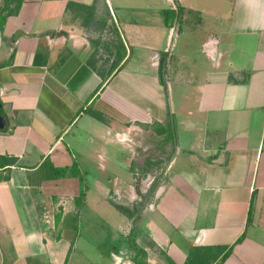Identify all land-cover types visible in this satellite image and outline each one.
<instances>
[{
    "label": "crops",
    "instance_id": "1",
    "mask_svg": "<svg viewBox=\"0 0 264 264\" xmlns=\"http://www.w3.org/2000/svg\"><path fill=\"white\" fill-rule=\"evenodd\" d=\"M0 116V264H92L83 215L97 231L110 190L135 200L118 151L165 173L98 264H133L134 227L146 264L229 246L222 264H264V0H22L0 26Z\"/></svg>",
    "mask_w": 264,
    "mask_h": 264
},
{
    "label": "rangeland",
    "instance_id": "2",
    "mask_svg": "<svg viewBox=\"0 0 264 264\" xmlns=\"http://www.w3.org/2000/svg\"><path fill=\"white\" fill-rule=\"evenodd\" d=\"M8 1V2H7ZM16 0H2L1 4H0V9L2 7H5V5H7L8 7L10 6L11 8L15 5ZM9 7V8H10ZM131 157V155L127 154V152L122 151L119 152L117 156H115V158H112L113 160V164H115V166L118 165V170H119V166L120 168H122L121 172H118L117 174H121L122 176L124 175V177H126L129 174V171L133 169L134 165H136L137 163H139L140 165L143 166V172L141 174H136L134 171H132L130 173V178L132 179V184L134 186V193H135V200L134 202L130 203V202H126L125 199L121 198V196H118L115 191L110 190L109 195L111 196V199L108 200V207L105 205V201L104 202H100L98 203V208L101 207V209L99 210H95L96 214L95 216L91 217L94 218L92 219L91 223L95 224V229H97V231H89L86 228H84L85 224H87V215L84 216L82 218V227H81V235L78 237L79 241H78V247L80 249H91V251H87L86 255L88 256H92V260L94 261L92 264H96L98 259L96 258L98 253L101 251H106L108 250V248L111 247H116L118 246V240H111V230L115 229V225L117 224L116 222L119 221L121 219V216L119 214V211L114 207V205H123L130 210V212L133 213V217L136 215V209L138 208V206H140V204L142 205L141 208H138V215L143 214L145 208H147V206L149 204H151V200H152V193L150 195L149 191L152 188V186L156 183H158V181L163 177L164 173H165V169H164V165L166 164L165 160H167V158L165 157H157V156H139L137 158H135V160L133 161V165H131L128 170L125 167L124 164H120L122 162L126 163L128 162L127 160H129V158ZM123 160V161H122ZM127 164V163H126ZM114 167V166H113ZM126 168V169H125ZM111 170V169H110ZM128 171V172H127ZM111 172H114L113 170ZM126 173V174H125ZM84 174V172H83ZM85 175V174H84ZM98 175L95 173H88V176H86V183L87 184H91V193L88 196V206L92 205L93 208H95V202L93 197L94 196V184H93V180L95 177H97ZM82 178V176H81ZM130 197V196H129ZM128 197V199H130ZM90 198V199H89ZM132 199V198H131ZM107 204V203H106ZM123 207V206H121ZM124 207V208H125ZM91 220V219H90ZM85 221V222H84ZM104 224L106 225L108 228H105L103 231L101 228L102 226L100 224ZM115 223V224H114ZM109 225H111L113 227V229H111L109 227ZM117 232V229H116ZM143 240L140 241L139 246H144L143 245ZM78 254V251L75 252ZM78 260V259H77ZM98 264V263H97Z\"/></svg>",
    "mask_w": 264,
    "mask_h": 264
},
{
    "label": "trees",
    "instance_id": "3",
    "mask_svg": "<svg viewBox=\"0 0 264 264\" xmlns=\"http://www.w3.org/2000/svg\"><path fill=\"white\" fill-rule=\"evenodd\" d=\"M21 3H22V0H16V3L12 8H9L7 5H5V7H2L0 9V26L3 25V23L5 22V20L8 16H13V15L17 14ZM34 63H35V65L38 63L37 57L35 58ZM163 64H164V60H163V62L161 61V67ZM15 163H16L15 158L0 157V181L9 179V172H10L9 168L11 166H14ZM2 172H5L4 176H2V174H3ZM79 179H80L79 181L81 182V188H82V181H81L82 178L80 177ZM154 187H155V184L150 189L148 195H150L153 192ZM83 197H84V192L81 189L80 197H79L78 201H82ZM141 206L142 205L140 204V206H138V208L140 209ZM114 207L117 210H119V212L122 213L123 215H125L126 217H128L130 219L133 217V213L130 212V210H128L127 208H124V207H121L118 205H115ZM138 208L136 209V214L139 211ZM137 218H138V216L136 217V219ZM137 237H138V232L136 231V229L134 227V229L133 228L131 229V231L129 233V237L126 240L128 247L130 248V250H132L134 252L132 261H133V264H146V261H145L146 253H145V251L135 244V240ZM241 240H242V237H240L237 240V243L240 242ZM232 247L233 246L216 247L214 249H212L210 247H192L189 250L185 264H214L215 262H217L216 264H222L230 256V254L232 252ZM168 263L174 264L169 259H168Z\"/></svg>",
    "mask_w": 264,
    "mask_h": 264
},
{
    "label": "water",
    "instance_id": "4",
    "mask_svg": "<svg viewBox=\"0 0 264 264\" xmlns=\"http://www.w3.org/2000/svg\"><path fill=\"white\" fill-rule=\"evenodd\" d=\"M4 120H3V118L0 116V130L1 129H3V126H4ZM134 172L136 173V174H141L142 172H143V168H142V166L141 165H137L136 167H135V169H134Z\"/></svg>",
    "mask_w": 264,
    "mask_h": 264
},
{
    "label": "built area",
    "instance_id": "5",
    "mask_svg": "<svg viewBox=\"0 0 264 264\" xmlns=\"http://www.w3.org/2000/svg\"><path fill=\"white\" fill-rule=\"evenodd\" d=\"M175 33H176V29H175V27L172 26L169 29V36H170V38H172L175 35Z\"/></svg>",
    "mask_w": 264,
    "mask_h": 264
}]
</instances>
